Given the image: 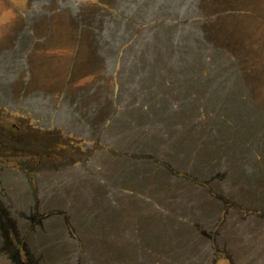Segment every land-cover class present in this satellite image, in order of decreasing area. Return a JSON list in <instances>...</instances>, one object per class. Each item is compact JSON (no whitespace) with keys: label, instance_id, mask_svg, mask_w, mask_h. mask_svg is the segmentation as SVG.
I'll use <instances>...</instances> for the list:
<instances>
[{"label":"rangeland","instance_id":"rangeland-1","mask_svg":"<svg viewBox=\"0 0 264 264\" xmlns=\"http://www.w3.org/2000/svg\"><path fill=\"white\" fill-rule=\"evenodd\" d=\"M98 4L61 94L0 61V264H264V0Z\"/></svg>","mask_w":264,"mask_h":264},{"label":"crops","instance_id":"crops-1","mask_svg":"<svg viewBox=\"0 0 264 264\" xmlns=\"http://www.w3.org/2000/svg\"><path fill=\"white\" fill-rule=\"evenodd\" d=\"M98 1L0 0L1 63L15 64L12 75L20 85L61 94L79 70L81 48L91 45V25L79 22Z\"/></svg>","mask_w":264,"mask_h":264},{"label":"trees","instance_id":"trees-1","mask_svg":"<svg viewBox=\"0 0 264 264\" xmlns=\"http://www.w3.org/2000/svg\"><path fill=\"white\" fill-rule=\"evenodd\" d=\"M63 152H69L68 146L65 145H59L58 148H54V151L52 153H48L46 154L47 158L51 159V158H58V157H63ZM58 153V154H57Z\"/></svg>","mask_w":264,"mask_h":264}]
</instances>
